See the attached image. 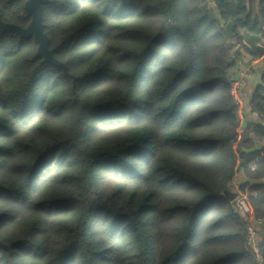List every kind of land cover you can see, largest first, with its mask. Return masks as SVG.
<instances>
[{
	"label": "trees",
	"instance_id": "obj_1",
	"mask_svg": "<svg viewBox=\"0 0 264 264\" xmlns=\"http://www.w3.org/2000/svg\"><path fill=\"white\" fill-rule=\"evenodd\" d=\"M26 1L1 22L25 28ZM41 7L66 72L0 36V264H264L224 196L264 220V75L244 127L227 76L243 34L264 42V0Z\"/></svg>",
	"mask_w": 264,
	"mask_h": 264
},
{
	"label": "crops",
	"instance_id": "obj_2",
	"mask_svg": "<svg viewBox=\"0 0 264 264\" xmlns=\"http://www.w3.org/2000/svg\"><path fill=\"white\" fill-rule=\"evenodd\" d=\"M260 44V46H257ZM264 48V42L258 41L254 36L243 34L242 40L240 43L235 44L232 54L235 55V66L230 68L227 71V76L230 82H237L241 78V73L245 69V67L250 63V61H256V68L255 70L246 78L243 79V83L239 89V96H240V105L238 108V116L240 121V126L244 127L248 123H253L258 121V117L256 113L250 111L249 102L250 97L255 89V87L260 84L261 77L264 75V56L259 57H252L247 49H257V48ZM258 144H256V148ZM245 181V178L241 175L236 176V182L240 183ZM249 192L245 193L248 195ZM264 225L260 227V237L258 238L259 241L264 237L263 235Z\"/></svg>",
	"mask_w": 264,
	"mask_h": 264
},
{
	"label": "water",
	"instance_id": "obj_3",
	"mask_svg": "<svg viewBox=\"0 0 264 264\" xmlns=\"http://www.w3.org/2000/svg\"><path fill=\"white\" fill-rule=\"evenodd\" d=\"M47 0H27L24 4V10L26 12V17L30 18L28 25L25 28H22L18 25L3 23L0 20V36L6 32H14L20 38L33 37V39L38 44L37 55H41L44 58V62L51 63L54 65L61 66L66 72V67L55 60L52 57V51L48 49V38L42 31V4L46 3ZM226 33L232 35V23L229 21L225 25ZM237 117L239 118L238 114ZM224 196L233 200L236 198L237 194L232 191H224Z\"/></svg>",
	"mask_w": 264,
	"mask_h": 264
},
{
	"label": "built area",
	"instance_id": "obj_4",
	"mask_svg": "<svg viewBox=\"0 0 264 264\" xmlns=\"http://www.w3.org/2000/svg\"><path fill=\"white\" fill-rule=\"evenodd\" d=\"M257 46H260L258 44ZM256 68V61H250V63L245 67V69L241 73V78L237 82H230V89L229 93L232 97L234 104L238 107L240 105V96H239V89L243 83V79L248 77ZM236 178L230 183L232 187L235 185ZM232 201L233 207L235 211L239 214V216L243 219L246 225V236H245V243L246 246L256 252L257 245L259 244V237H260V227L264 225V220L260 218L254 217L248 206L245 203V196L244 195H237ZM264 232V230H263ZM264 234V233H263ZM264 236V235H263Z\"/></svg>",
	"mask_w": 264,
	"mask_h": 264
}]
</instances>
